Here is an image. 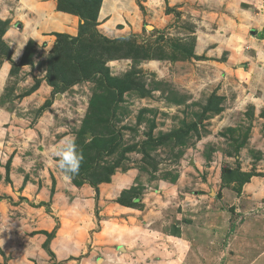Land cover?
<instances>
[{"label":"rangeland","instance_id":"374dc122","mask_svg":"<svg viewBox=\"0 0 264 264\" xmlns=\"http://www.w3.org/2000/svg\"><path fill=\"white\" fill-rule=\"evenodd\" d=\"M240 2L252 18L228 43L224 24L240 21L226 7L231 0H0V264L157 263L159 253L144 258L147 238L140 247L136 242L143 216V228L156 235L153 246L169 250L198 238L215 257L194 249L199 264H264V0ZM107 6L111 29L100 19ZM52 10L70 19L58 26L64 19L51 17ZM233 53L262 74L253 84L255 96L241 98L247 103L226 112L214 129L206 127V140L196 130L200 145L193 138L190 153L175 157L199 166L208 187L190 177L156 203L155 197L142 199L135 186L130 200L136 196L131 207L142 211L137 220H116L112 207L105 213L102 201L109 202L102 200L100 184L110 181L129 151L121 141L105 145L93 130L115 128L121 91L135 79L153 82L175 61L207 65ZM66 136H74L83 153L79 174L71 178L51 154ZM223 172L233 173V180ZM146 180L157 184L155 175ZM107 222L123 232L107 231ZM235 239L245 247L230 246ZM206 241L212 244L204 246ZM180 255L176 264L185 262ZM170 256L165 252L162 259Z\"/></svg>","mask_w":264,"mask_h":264},{"label":"crops","instance_id":"0c3cea01","mask_svg":"<svg viewBox=\"0 0 264 264\" xmlns=\"http://www.w3.org/2000/svg\"><path fill=\"white\" fill-rule=\"evenodd\" d=\"M231 1L232 5L227 4L226 7L231 10L233 9L234 11L236 10L235 13L238 12L240 14V16H238L240 21L235 20L228 24H224L225 27L223 28V34L225 36V32H227L226 40L228 43L231 37L236 36L234 38H237V35L235 34H240V32L237 31L239 30L238 28L245 25L246 22H249L252 18V15H250L251 11L246 9V6H242V2H240L242 0ZM237 6H240L241 8H237ZM106 10L109 12L111 11V8L109 6L105 9L103 8L100 13V19L107 20L105 22L107 29H111V21H113L114 17H111ZM49 14L53 18L58 19L61 17L62 20L64 19L62 21L63 23L55 22L58 26L65 25V21L70 19L71 16L69 13L57 10L49 11ZM243 19L246 21H241ZM225 22L227 21H224V23ZM61 29L65 31L66 28L61 27ZM124 29L126 30V28ZM251 39L254 41L256 40L254 38ZM251 39L249 41H252ZM262 41L263 51L261 52L264 54V39H262ZM246 58L248 59V57ZM240 59L241 58H239L238 54L233 53L229 60H214L210 61L207 65L202 63L196 64L197 62L193 61H175L171 71L160 73L158 75L159 78L153 80V82L152 80L145 82V86L149 90V93L143 94L139 90H127L124 92L123 101L119 102V110L116 111L117 113L114 116L115 130L112 129V133L108 134L101 132V129L94 132L97 140L102 141V143L107 142L105 145H108V143L110 144V142L114 141L116 137L118 138V141H121L120 143L123 142L122 145L119 144V147L124 148L136 144L135 148L127 150L129 151L127 153L129 158H127L126 161H123L120 168L117 170L115 169L116 171L111 176L110 181L100 184L99 188L100 195L103 198L102 200L107 198L109 202L106 203L105 201H102L105 205V213H107L106 208L110 209L112 207L113 210H115L114 214L119 215V218H115L116 220H124L125 222L132 221V219L137 220L138 214L142 213L139 208L137 209L120 202L111 203V200H116L123 192L132 190L135 186L138 187V190L139 187H143L142 194L138 193L142 199L149 200L155 197L154 202L156 203H158L162 197H168L173 193L174 187L185 185L187 181L192 180L190 177H193L194 182L198 180L201 184L206 183L205 187H208L207 182H204L203 178L199 177L202 172L199 166L192 165V163L191 165L178 163L182 158L180 156V158L176 159V156L183 155L184 153H187L188 155L190 153V148L188 149V147L191 144L193 145V138L195 142L200 145L202 142V136L197 137L196 130L200 132L202 131L204 133L203 138L206 140V127H209L210 130L214 129L218 126V120L222 119L226 112L234 111V109H237L240 105L242 106L244 103H247L246 100L241 98L255 96L253 95V84H255L256 81L255 78H263V76L260 72L254 70L256 66L253 67L254 69H250L247 67V64L238 62L241 60L243 61V59ZM222 69L227 71V77L229 78L226 79L223 76ZM250 85L251 88L249 89ZM244 90L247 91L246 94L243 93ZM211 98L214 99L212 100V103H210ZM217 101V107L219 110L207 107V105L210 107L211 104H217ZM124 108H126V111ZM220 122L221 120L219 123ZM192 123H197V126L189 129L186 135L178 136L174 133L185 125ZM210 123L211 125H206ZM118 126H125L121 136H118ZM123 132H125L124 139L126 141L130 140V142L128 141V143H125L122 140ZM129 132L130 134H128ZM150 138V143H144ZM195 146L198 149L200 148L198 145ZM145 151L149 154V157H146L144 160ZM116 155L117 154H115V156ZM134 155L137 158H134ZM170 157H172L171 160H169ZM156 164L157 167L152 168L153 165ZM154 175L155 179L157 178V181L155 180L156 182L153 181L154 184L157 183L156 186L146 180L148 177H154ZM208 179L210 180V178ZM171 186H173V188H171ZM88 187L91 190L94 189L90 184ZM94 199L95 198L93 197L92 201H94ZM131 210L137 211V214L135 216L131 214L128 215ZM262 217H264V215ZM145 220L146 218H144V216L139 218V230L136 235L138 247H140L139 243L146 237L149 247L141 246L144 247L146 252L144 258L148 261L149 257L153 254L154 256L158 253L161 255V257L158 258L159 261L157 263H153V261L151 262L149 260V264H176L178 260L180 261L182 258L180 254L185 255L184 264H199L200 258L192 252L194 249L203 254V257L207 254V259L209 258L211 261L215 258L210 255L205 248L199 245L202 240L198 238L194 243L187 241L186 239L184 243L182 241L183 245H175L169 250H166L167 247L165 244H163L162 248L159 245H151L152 242L150 238L155 237L156 235L151 234L147 229L143 228V222ZM107 226V231H116L115 229H117L123 232L124 230V228L116 227V224L113 226V224H109V222H107ZM204 230H210L211 232V229L208 227H205ZM204 230L200 233V237L204 236ZM216 231L217 234H219L220 230L217 229ZM165 236L172 237L173 242H175V238L177 240L180 238L175 235ZM184 236L185 233L183 237ZM231 243L230 246L233 245L236 246V248H240L241 246L242 248L245 247V245L241 244V241L238 239L231 241ZM208 244L211 245L212 243L206 241L203 245L206 246ZM196 245L198 246L196 247ZM139 252H141L140 248ZM165 252L171 256L174 254V257L172 258L170 256L168 261L163 260L162 254ZM190 254H192V256H190ZM223 254L224 252L222 251V255ZM101 259L102 258H99L98 261L100 262ZM129 263L131 264V262Z\"/></svg>","mask_w":264,"mask_h":264},{"label":"clouds","instance_id":"9594fccd","mask_svg":"<svg viewBox=\"0 0 264 264\" xmlns=\"http://www.w3.org/2000/svg\"><path fill=\"white\" fill-rule=\"evenodd\" d=\"M18 55V54H17ZM54 163L64 174L71 178L79 174L83 153L78 152L74 136H66L51 148Z\"/></svg>","mask_w":264,"mask_h":264},{"label":"trees","instance_id":"16d2710c","mask_svg":"<svg viewBox=\"0 0 264 264\" xmlns=\"http://www.w3.org/2000/svg\"><path fill=\"white\" fill-rule=\"evenodd\" d=\"M139 78V77H138ZM127 90H139V91H141L143 94L144 93H149V90L146 88V86H145V82H143V80H141V79H135V80H133V82L132 83H130V86L129 87H127V88H125L123 91H121V93H120V96H119V98H121V100L123 99V94H124V92L125 91H127ZM148 90V91H147ZM120 100V99H119ZM118 100V101H119ZM120 100V101H121ZM212 100H214L213 98H211L210 99V103H212ZM209 103V104H210ZM214 103V102H213ZM207 107L209 108V106L207 105ZM206 111V110H205ZM197 126V123H192V124H189V125H185L183 128H180V129H178L176 132H174L175 134H177L178 136H184V135H186L187 133H188V130L189 129H191V128H194V127H196ZM94 127H95V125H94ZM94 127H92L91 129L93 130L94 129ZM103 127H105V128H103ZM114 127L113 126H107V125H105V124H102L101 125V127L100 126H98V128H97V126L95 127V129L93 130L94 132H97V130H100L101 129V132H103V133H112V129H113ZM91 130V131H92ZM115 139V138H114ZM113 139V140H114ZM153 140V139H152ZM94 141V140H93ZM115 142H117L118 141V138L116 137V139L114 140ZM150 141H151V138L149 139V140H146L144 143H150ZM111 142H113V141H111ZM111 142H110V144H111ZM136 147V144H134V145H130V146H127L125 149L126 150H129V149H133V148H135ZM146 157H149V154L145 151V153H144V160L146 159ZM155 163V162H154ZM153 163V164H154ZM225 174L228 176V178L227 179H229V180H233V178H232V174H231V176H229V172H223V178L225 179ZM238 179V178H237ZM241 187H240V185H239V189H240ZM137 191H138V193H139V190L137 189ZM134 191L133 190H128V191H125V192H123L122 193V195L119 197V202L120 203H122V204H125V205H128V206H132V205H135L134 204V202H135V198H136V196H135V198H134V200L132 201V200H130L132 197H134V195L132 194ZM127 195L129 196V195H131V197H127Z\"/></svg>","mask_w":264,"mask_h":264},{"label":"water","instance_id":"95a60500","mask_svg":"<svg viewBox=\"0 0 264 264\" xmlns=\"http://www.w3.org/2000/svg\"><path fill=\"white\" fill-rule=\"evenodd\" d=\"M17 25H18L19 27H21V23H18ZM150 27H151V26H150Z\"/></svg>","mask_w":264,"mask_h":264},{"label":"bare ground","instance_id":"6f19581e","mask_svg":"<svg viewBox=\"0 0 264 264\" xmlns=\"http://www.w3.org/2000/svg\"><path fill=\"white\" fill-rule=\"evenodd\" d=\"M201 256H203V254L200 253Z\"/></svg>","mask_w":264,"mask_h":264}]
</instances>
